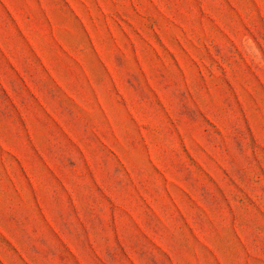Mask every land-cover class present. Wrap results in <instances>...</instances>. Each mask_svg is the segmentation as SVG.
<instances>
[{"label": "rangeland", "instance_id": "obj_1", "mask_svg": "<svg viewBox=\"0 0 264 264\" xmlns=\"http://www.w3.org/2000/svg\"><path fill=\"white\" fill-rule=\"evenodd\" d=\"M0 264H264V0H0Z\"/></svg>", "mask_w": 264, "mask_h": 264}]
</instances>
